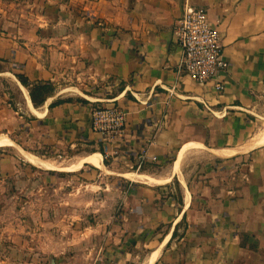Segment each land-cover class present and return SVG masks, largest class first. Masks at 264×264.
Returning <instances> with one entry per match:
<instances>
[{
    "label": "crops",
    "instance_id": "crops-1",
    "mask_svg": "<svg viewBox=\"0 0 264 264\" xmlns=\"http://www.w3.org/2000/svg\"><path fill=\"white\" fill-rule=\"evenodd\" d=\"M188 3L220 32L222 91L184 71L173 32ZM18 74L53 86L42 105ZM109 100L127 119L111 173L135 175L144 156L156 174L103 199L113 209L93 210L76 261L264 264V0H0V178L21 173L23 151L79 155L57 168L28 154L31 167L104 170L92 110Z\"/></svg>",
    "mask_w": 264,
    "mask_h": 264
},
{
    "label": "rangeland",
    "instance_id": "rangeland-1",
    "mask_svg": "<svg viewBox=\"0 0 264 264\" xmlns=\"http://www.w3.org/2000/svg\"><path fill=\"white\" fill-rule=\"evenodd\" d=\"M22 154L27 160L21 173L0 178V264H80L75 258V241L80 242L81 230L89 232L96 223L93 210L98 208L105 215L107 209H113L103 199L121 198L125 177L147 181L139 178L138 172L156 174L135 166L131 169L135 175H113L115 169L108 161L102 171L92 164L76 171L50 170L40 165L31 167L27 155L32 153ZM37 157L57 168L79 160V155ZM29 167L32 171L26 170ZM92 200L95 202L90 204Z\"/></svg>",
    "mask_w": 264,
    "mask_h": 264
},
{
    "label": "built area",
    "instance_id": "built-area-1",
    "mask_svg": "<svg viewBox=\"0 0 264 264\" xmlns=\"http://www.w3.org/2000/svg\"><path fill=\"white\" fill-rule=\"evenodd\" d=\"M173 40L183 51L184 71L200 84L216 81V89L222 91L224 83L219 76L228 69L229 61L225 58L220 32L208 9L186 4L182 18L175 25ZM126 124L124 108L113 100L93 108L92 129L106 146L111 144L102 152L104 161L119 156L118 142L125 136ZM144 163V156H140L137 169Z\"/></svg>",
    "mask_w": 264,
    "mask_h": 264
},
{
    "label": "trees",
    "instance_id": "trees-1",
    "mask_svg": "<svg viewBox=\"0 0 264 264\" xmlns=\"http://www.w3.org/2000/svg\"><path fill=\"white\" fill-rule=\"evenodd\" d=\"M17 77L20 79V81L25 86H27L29 88V92H30L32 102L34 103V105L36 107L42 105L46 101L47 96L54 89L53 86H51L49 84H41V83L38 84L37 83V84L30 85L28 80L21 74H18ZM62 101H64V100H58L57 102H54L53 104H57V103H60Z\"/></svg>",
    "mask_w": 264,
    "mask_h": 264
},
{
    "label": "bare ground",
    "instance_id": "bare-ground-1",
    "mask_svg": "<svg viewBox=\"0 0 264 264\" xmlns=\"http://www.w3.org/2000/svg\"><path fill=\"white\" fill-rule=\"evenodd\" d=\"M263 139H264V137H263ZM262 140V139H261ZM259 141V140H258ZM95 154V153H94ZM92 156V155H91ZM98 157V156H97ZM40 160V159H39ZM33 161H38V160H36V159H34ZM89 161H91V160H89ZM96 161H97V159H96ZM42 162V161H41ZM38 163V162H37ZM43 163V162H42ZM177 167V166H176ZM140 175V174H139ZM148 177V176H147ZM150 177V176H149ZM151 178V177H150ZM156 254L155 253H153L152 255H151V257H150V259H149V264H151L153 261H154V259H155V256Z\"/></svg>",
    "mask_w": 264,
    "mask_h": 264
}]
</instances>
